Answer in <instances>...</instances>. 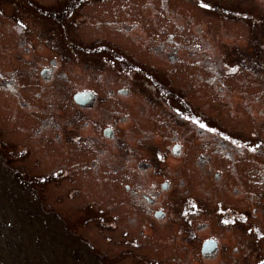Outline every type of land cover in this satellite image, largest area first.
<instances>
[{
  "label": "rangeland",
  "instance_id": "rangeland-1",
  "mask_svg": "<svg viewBox=\"0 0 264 264\" xmlns=\"http://www.w3.org/2000/svg\"><path fill=\"white\" fill-rule=\"evenodd\" d=\"M262 262L264 0H0V264Z\"/></svg>",
  "mask_w": 264,
  "mask_h": 264
},
{
  "label": "water",
  "instance_id": "water-1",
  "mask_svg": "<svg viewBox=\"0 0 264 264\" xmlns=\"http://www.w3.org/2000/svg\"><path fill=\"white\" fill-rule=\"evenodd\" d=\"M119 92L124 93L126 92V89L119 90ZM73 99L76 103L81 104V105H86L90 103L94 99V95L91 92H78L73 95ZM107 135L112 136V134H109V130H105ZM163 188H166V185H162ZM164 213L161 210H157L154 213V216L156 218H161L163 217ZM216 248V244L213 240H207L202 244V252L203 254H208V253H213Z\"/></svg>",
  "mask_w": 264,
  "mask_h": 264
},
{
  "label": "flooded vegetation",
  "instance_id": "flooded-vegetation-1",
  "mask_svg": "<svg viewBox=\"0 0 264 264\" xmlns=\"http://www.w3.org/2000/svg\"><path fill=\"white\" fill-rule=\"evenodd\" d=\"M110 24L116 26V23L113 24L111 21H110ZM17 26L20 27L19 25H17ZM109 26H110V25H109ZM20 28H21V27H20ZM49 63H50L51 66H54V64H55L54 60H50ZM52 68H53V67L43 68V69L40 70V74H41L42 76H44L45 78H48L49 75L51 74ZM10 82H12V81H10ZM119 90H120V89H119ZM119 90H118V94H119V95H127V93H128V90H127L125 93H119ZM17 102H18V101H17ZM77 105H78V104H77ZM91 105H92V103H91L90 105H87L86 107H90ZM187 117H188V116L185 114V118H187ZM106 128L111 129L109 126L105 127L103 130H101V134H102V135H103V134H107L106 131H105ZM110 134H113V132H111ZM103 136H104V135H103ZM104 137L107 138L106 136H104ZM108 138H109V137H108ZM109 139H112V138H109ZM173 152H174L175 155H177V156L180 155V156L182 157L181 150H180V148H179L178 145H175V146L173 147ZM212 159H214V157H211V161H212ZM203 161H204V162H207V163L210 162V161H207V160H203ZM203 161H199V164H200L201 167L204 166ZM140 166H142V167H144V168L146 167V165H145L144 163H142ZM215 176L217 177V174H215ZM218 177H219V174H218ZM163 184L166 185V188H164V189H162V190H166V189H168L169 183H168V182H163V183L161 184V186H162ZM161 186H160V187H161ZM146 201H147L148 204H152V202H153V200L150 199V198H148V197L146 198ZM198 249H199V247H198ZM200 253H201L203 256H205V257H207V256L209 257V255H205V254H203L201 251H200ZM208 257H207V258H208Z\"/></svg>",
  "mask_w": 264,
  "mask_h": 264
},
{
  "label": "snow or ice",
  "instance_id": "snow-or-ice-1",
  "mask_svg": "<svg viewBox=\"0 0 264 264\" xmlns=\"http://www.w3.org/2000/svg\"><path fill=\"white\" fill-rule=\"evenodd\" d=\"M202 6L203 7H208V5H206V4L205 5H202ZM232 71H235V69H232ZM200 127L201 128H204V127H206V125H204V124L201 123L200 124ZM210 131L215 132L216 130L215 129H210ZM233 142L236 143L235 141H233ZM252 150L254 151L255 149H252ZM193 207H194V205H193ZM224 223H229V221L225 220ZM262 264H264V262H262Z\"/></svg>",
  "mask_w": 264,
  "mask_h": 264
},
{
  "label": "trees",
  "instance_id": "trees-1",
  "mask_svg": "<svg viewBox=\"0 0 264 264\" xmlns=\"http://www.w3.org/2000/svg\"><path fill=\"white\" fill-rule=\"evenodd\" d=\"M162 188V187H161ZM163 189V188H162Z\"/></svg>",
  "mask_w": 264,
  "mask_h": 264
}]
</instances>
